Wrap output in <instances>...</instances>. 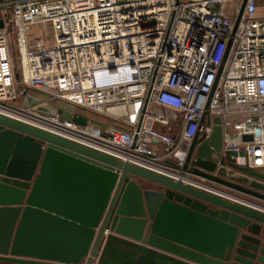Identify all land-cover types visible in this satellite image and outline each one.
<instances>
[{"label":"built area","instance_id":"1","mask_svg":"<svg viewBox=\"0 0 264 264\" xmlns=\"http://www.w3.org/2000/svg\"><path fill=\"white\" fill-rule=\"evenodd\" d=\"M260 1H246L235 30L244 0H0V114L184 182L196 135L209 139L219 118L222 153L264 169ZM29 93L113 124L13 106Z\"/></svg>","mask_w":264,"mask_h":264},{"label":"water","instance_id":"2","mask_svg":"<svg viewBox=\"0 0 264 264\" xmlns=\"http://www.w3.org/2000/svg\"><path fill=\"white\" fill-rule=\"evenodd\" d=\"M44 100L23 103L87 125L75 107ZM214 122L209 139L196 135L184 182L0 114V263L264 264V208L210 186L264 204V169L223 154Z\"/></svg>","mask_w":264,"mask_h":264},{"label":"rangeland","instance_id":"3","mask_svg":"<svg viewBox=\"0 0 264 264\" xmlns=\"http://www.w3.org/2000/svg\"><path fill=\"white\" fill-rule=\"evenodd\" d=\"M233 5H234V3H228L226 5V8L228 9L230 7H233ZM259 12L264 13V7H262L259 10ZM12 39H13V41H15L14 37H12ZM14 50H15L14 54L16 57V70H17V74H19L21 71V61L19 59L17 48H14ZM18 86L19 85H17V87ZM12 104H13V106H15L17 108H21L24 106L23 99H20L16 103H12ZM86 118L91 122L90 124L94 125L95 129H106V128L110 127V124H113V121L110 118H108V116H106V115H95L92 113H86ZM115 124H118V126H123V125H121V123H115ZM228 191H230V190H228ZM232 193L238 194L236 192H232Z\"/></svg>","mask_w":264,"mask_h":264},{"label":"crops","instance_id":"4","mask_svg":"<svg viewBox=\"0 0 264 264\" xmlns=\"http://www.w3.org/2000/svg\"><path fill=\"white\" fill-rule=\"evenodd\" d=\"M260 2L262 3V1H260ZM262 5H263V4H262ZM209 185H210V184H209ZM210 186H212V187H214V188H217V189H219V190L225 191L226 193H231V194H233L231 191H228V190H226V189L219 188L218 186H215V185H210ZM233 195H237V196H239V197H242L243 199L248 200V201L254 203V204L257 205V206H259V207H261V208H264V204L261 203V202H259V201H257V200H253V199H251V198H248V197H245V196H242V195L240 196V194H233ZM1 264H4V263H1Z\"/></svg>","mask_w":264,"mask_h":264},{"label":"bare ground","instance_id":"5","mask_svg":"<svg viewBox=\"0 0 264 264\" xmlns=\"http://www.w3.org/2000/svg\"><path fill=\"white\" fill-rule=\"evenodd\" d=\"M7 114H11V113H9L8 111L6 112ZM15 116H17V117H19V118H24L23 116H20V115H15ZM23 120H26V121H28V122H33V123H35V124H38V123H36L37 121H35V120H32V119H26V118H24ZM263 169H260V170H258V171H262Z\"/></svg>","mask_w":264,"mask_h":264},{"label":"flooded vegetation","instance_id":"6","mask_svg":"<svg viewBox=\"0 0 264 264\" xmlns=\"http://www.w3.org/2000/svg\"><path fill=\"white\" fill-rule=\"evenodd\" d=\"M1 264V263H0ZM5 264V263H4Z\"/></svg>","mask_w":264,"mask_h":264},{"label":"trees","instance_id":"7","mask_svg":"<svg viewBox=\"0 0 264 264\" xmlns=\"http://www.w3.org/2000/svg\"><path fill=\"white\" fill-rule=\"evenodd\" d=\"M260 1V0H259ZM96 115V114H95Z\"/></svg>","mask_w":264,"mask_h":264}]
</instances>
